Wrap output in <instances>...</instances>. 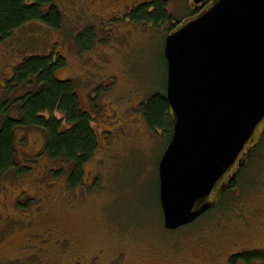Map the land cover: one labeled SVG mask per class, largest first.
Here are the masks:
<instances>
[{
	"label": "rangeland",
	"instance_id": "rangeland-1",
	"mask_svg": "<svg viewBox=\"0 0 264 264\" xmlns=\"http://www.w3.org/2000/svg\"><path fill=\"white\" fill-rule=\"evenodd\" d=\"M156 1L55 0L64 17L60 31L34 23L0 44V100L26 57L61 55L66 67L57 77L74 83L98 138L84 183L71 189L70 167L44 155L43 133L18 131L25 169L0 178V264H225L239 249L264 248L263 141L247 158L234 205L221 207L230 214L221 220L216 212L213 223L174 232L164 228L159 164L172 136L150 129L142 107L166 94L170 24L130 19ZM165 1L179 27L211 0ZM88 28L96 43L81 53L76 36ZM55 118L65 124L61 114Z\"/></svg>",
	"mask_w": 264,
	"mask_h": 264
},
{
	"label": "water",
	"instance_id": "water-1",
	"mask_svg": "<svg viewBox=\"0 0 264 264\" xmlns=\"http://www.w3.org/2000/svg\"><path fill=\"white\" fill-rule=\"evenodd\" d=\"M164 56L172 138L159 200L174 232L219 205L264 136V0H213L168 35Z\"/></svg>",
	"mask_w": 264,
	"mask_h": 264
},
{
	"label": "trees",
	"instance_id": "trees-1",
	"mask_svg": "<svg viewBox=\"0 0 264 264\" xmlns=\"http://www.w3.org/2000/svg\"><path fill=\"white\" fill-rule=\"evenodd\" d=\"M200 11H192L188 18ZM130 19L138 24H170L169 32L178 27L173 24L165 0L140 7L132 12ZM34 23L57 32L63 28L64 17L55 0H0V44L9 40L16 31ZM96 38L93 28L82 30L76 36L78 50L81 53L89 51L95 45ZM65 67V58L53 52L44 56L26 57L15 67L13 77L6 84L7 98L0 100V178L12 172H23L25 168L20 167L18 161L17 133L19 130H35L45 137L44 155L51 161L62 162L70 167V188L75 189L84 183L85 167L98 149V138L74 83L57 77ZM142 109L150 129L167 130L172 136L166 94L152 97ZM56 113L64 117V125L55 118ZM255 150L248 156V161L254 156ZM248 169L247 164L223 195L221 205L199 222L203 225L208 221L213 223L216 212H220L219 216L222 217L221 207L234 205V200H230L233 197L231 195L236 190L237 181ZM253 258L264 260L259 254Z\"/></svg>",
	"mask_w": 264,
	"mask_h": 264
},
{
	"label": "flooded vegetation",
	"instance_id": "flooded-vegetation-1",
	"mask_svg": "<svg viewBox=\"0 0 264 264\" xmlns=\"http://www.w3.org/2000/svg\"><path fill=\"white\" fill-rule=\"evenodd\" d=\"M240 173H241V171H240ZM223 195L221 196L220 203H219V205L217 207H219L221 205ZM209 212H207V213H209ZM227 213L230 214L231 212H228L227 210L222 212L221 220H222V218L224 216H226ZM205 215H203L201 218L196 220L193 224H196L197 222H199ZM168 232H170V231H168ZM256 254H259V256L264 257V248L239 249V250H237L236 252H233L232 254H230L227 257L225 264H264V260L263 259L257 260V259L253 258V256H256ZM247 258H248L249 261H247Z\"/></svg>",
	"mask_w": 264,
	"mask_h": 264
}]
</instances>
